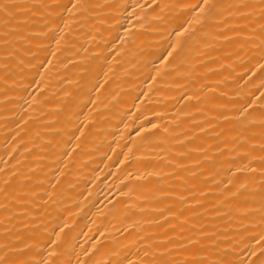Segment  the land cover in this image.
Returning a JSON list of instances; mask_svg holds the SVG:
<instances>
[{"label": "bare ground", "instance_id": "1", "mask_svg": "<svg viewBox=\"0 0 264 264\" xmlns=\"http://www.w3.org/2000/svg\"><path fill=\"white\" fill-rule=\"evenodd\" d=\"M0 264H264V0H0Z\"/></svg>", "mask_w": 264, "mask_h": 264}]
</instances>
